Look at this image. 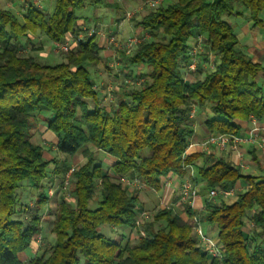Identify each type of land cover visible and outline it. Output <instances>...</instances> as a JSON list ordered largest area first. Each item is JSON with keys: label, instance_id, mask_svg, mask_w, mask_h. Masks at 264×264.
Wrapping results in <instances>:
<instances>
[{"label": "trees", "instance_id": "16d2710c", "mask_svg": "<svg viewBox=\"0 0 264 264\" xmlns=\"http://www.w3.org/2000/svg\"><path fill=\"white\" fill-rule=\"evenodd\" d=\"M27 1L19 17L0 8V264H264V177L245 176L222 159L196 165L202 155L183 158L193 136L192 110L208 108L204 126L214 135H238L236 122L264 119V90L256 83L262 69L236 49L237 37L223 19L240 15V9L259 26L264 0H168L150 8L135 25L148 38L139 36L129 55L118 54L121 66L136 70L141 81L120 87L110 111L99 107L87 68L100 62L94 36H86L56 65L23 55L19 44L32 34L50 43L77 35L83 18L76 13L102 0H55L46 14ZM199 35L196 72L202 65L208 72L189 83L190 42ZM40 110L52 113L46 126L57 139L56 152L72 157L82 150L86 162L70 178L73 202L60 197L55 205L52 243L24 260L49 200L42 190L47 169L53 166L60 187L69 169L67 160L45 159L43 146L30 141V120ZM88 146L107 155L111 166L105 168ZM187 165L194 171L190 181L206 195L245 181L232 203L219 193L206 198L200 212L201 221L217 230L221 259L202 251L192 226L173 207L157 210L150 221L141 219L136 195L118 181L137 179L160 192L168 175L179 184L188 179ZM25 185L37 194L33 208L20 203ZM97 191L101 200L91 210L88 203ZM184 206L187 218L198 214ZM103 225L134 230L136 242L105 237L99 233Z\"/></svg>", "mask_w": 264, "mask_h": 264}, {"label": "rangeland", "instance_id": "374dc122", "mask_svg": "<svg viewBox=\"0 0 264 264\" xmlns=\"http://www.w3.org/2000/svg\"><path fill=\"white\" fill-rule=\"evenodd\" d=\"M54 1L55 0H32L31 3L36 8L43 10L44 14H46V13L52 12V7L54 4ZM113 1H116V2L120 1L121 4L124 3V2H122V0H113ZM139 1L140 0L130 2V4L128 5L129 9L127 8L122 13L119 12L117 15V16H120L121 20L127 18L128 24H130L129 27L130 26L132 27V25H133L131 23L132 17H133V19L140 20L141 17L143 16V13H142V14H140V16H141L140 17L139 14L137 13V10H135V9H137V3ZM102 2L104 3V2H106V0H102ZM27 4H28L27 0H0V8L1 9L13 10V12H15L18 17L22 14V11H23L22 7L26 6ZM142 5L145 6L144 3ZM238 11L239 12L241 11L240 15L233 14L231 16H224L223 17V19L225 21H227L230 24V26L233 28V31L235 32V34H237L239 31L238 29H239L240 23H242L246 20V17L244 16L245 15L244 10L236 9V12H238ZM127 14H129V15H127ZM76 15L83 18V19H81L82 21H79V26L83 30L81 32H79L77 35H82V36L86 37L88 35V33L91 32V30H94L97 32L96 37H101L103 35L105 37L108 36V37H106L107 40H108V38H114L115 39L114 41H125L126 40L125 38L122 37L120 30H118V32L120 34H117L116 38L114 37L113 34H110L111 31H109V29L114 28L115 25L110 24V21L112 19V14H111V12L108 11V9H105L103 4H94L91 6L90 5L85 6L83 9L78 11L76 13ZM85 19H87V21ZM95 20H98L99 23L94 22ZM84 21H86V22H84ZM116 26L118 27V24ZM129 27H127V29ZM124 29L126 30V27ZM125 30H123V35H124ZM121 32H122V30H121ZM137 37H139V36H137ZM54 43L55 42L50 43V41H47L46 38L41 36V35H38V34L33 35L32 34V35H29L28 37L22 38L19 41V44L23 46V49H20V53H22L23 55H26V56H33L37 60H39V62L47 64V65H56V64L63 63L65 61L63 54L67 53V52H56L55 48H54ZM12 44L14 45L13 42H12ZM107 44L110 45L108 47H110V49L113 50V52H112L113 54L117 55L118 53L124 52L123 49H116L113 44H109L108 42H107ZM124 54H125V52H124ZM118 59H119V56H117V59L114 62L113 61L110 62V64H109V62H106L102 59L97 64H92V65H89L87 67L90 74H91V81L93 82V84L96 83L95 76L98 77V73L101 74L100 76H102V80H103L102 90L104 91L103 95L105 98L112 97V95L115 93L114 90L117 87H119V88L124 87V88L128 89L130 87H135L141 81L140 77L133 75L136 72V70H134V73H133V71L129 72V70L126 67L121 66ZM214 60H218V59L216 58ZM149 70L150 69L142 68V72H149ZM207 72H208L207 69L202 68V70L200 71L201 74H199V75L197 74L195 79L201 80ZM127 73L130 74V76L127 75ZM186 75H188V74H186ZM113 97H114V95H113ZM88 104L90 107H92V105H93L91 100H88ZM201 110L206 111L207 116H209V110L207 107H204ZM194 115H195L194 111L192 110L191 117L194 118ZM51 117H52L51 112H49L47 110H40L39 112H36L35 114H33V116L31 117V120H30L31 126H32V129L30 131V134H31L30 135V141L33 144L42 145L44 149L49 148V146L43 145V141L40 138V133L37 130V124H40L42 126H46L47 121ZM202 147L207 149V147H205V146H202ZM51 148H49V150H48V154L50 156L52 155V152H50ZM87 149L93 154V156L96 159H99L101 161V163L103 164V166L105 168H108L109 164L107 162V157L105 156L104 153L97 151L90 146H88ZM49 155H46V156L49 157ZM54 155L56 156V153H54L53 156ZM58 157L59 158L63 157L59 161L67 160L68 165H69V169L72 168L73 171L69 175V179L67 181L68 183L66 185H62L60 187L59 186L60 181L57 178H55L53 176V174L51 173L53 166L50 165L48 167V169H47L48 175H47L46 180L43 183L42 190L44 192H46V191L48 192V189L51 186V184L47 180L48 178L53 180V181L51 180L50 182H52L54 184V187L52 188L54 190H53V192H51L52 195L47 194L48 199H49L47 202V206L45 208L41 209L43 214H42V219L40 220V224H39L40 232H39L38 236L36 237V240L31 243V249H28L25 252V255L27 258L32 257L33 254L37 253L40 249H42V248H44L47 245L52 243L53 236L50 234V230H51V226H52L53 213H54L55 208H56L55 205L58 202L60 197H63L68 202H73L72 195H71L72 185L69 183L70 178H71L72 173L74 171H76L80 166H82L86 162V159L84 158V153L82 152V150L78 151L72 157H67V156H64L61 154H59ZM108 172L110 174H112V171L108 170ZM118 181L120 182V184L123 187H127L129 193H133V195H136L137 202L139 204L138 210L140 211V213H141V210H142V213H144L140 216L141 219L143 218V219H146L147 221H150L152 219L153 214L157 210H159V209L161 210V209L166 208L165 207L166 205L158 202V198H161L160 192L152 191L151 189L147 188L144 184L139 182L137 179H136V181H138L140 183V185H137V186L131 185V183H128V185H127L126 181H128V180L126 178H120V180H118ZM165 181H167V182L165 183ZM176 181H173V182H176ZM173 182L171 179L166 180V178H164L162 183L165 186L172 187V185L174 184ZM36 197H37V194L34 193L33 188L30 186L26 187V185H25L20 191V198L19 199H20L21 204H28L29 207L33 208L35 205ZM234 197H236V195ZM100 200H101V195H100V192L97 191V192H95L92 200L89 201L88 208L91 210L97 208L98 202H100ZM225 200L227 203H231L234 200V198H226ZM175 211H176V213L180 212L179 209H178V211L175 209ZM17 218H18V216L13 217V219H17ZM247 228H250V227L247 226ZM201 229H202L204 236H206L207 238H209L211 240L216 239L217 230L215 227H210L206 223L202 222L201 223ZM192 232L194 233L193 229H192ZM99 233L104 235L105 237H107L113 241H117V242L120 240V236L128 238L131 244H134L136 242L137 237H138V234L134 230L129 231L126 229H113L110 226H106V225H103L99 228ZM123 243H124V241H123ZM203 250L204 249L202 248V251ZM24 264H27V262H24Z\"/></svg>", "mask_w": 264, "mask_h": 264}, {"label": "crops", "instance_id": "0c3cea01", "mask_svg": "<svg viewBox=\"0 0 264 264\" xmlns=\"http://www.w3.org/2000/svg\"><path fill=\"white\" fill-rule=\"evenodd\" d=\"M136 0H122L124 2L123 4L120 3V1H113V0H106V2H101L99 4H103L105 9H108L109 12L112 14V19L110 21V24L115 25L114 28H110L109 31L110 34H113L116 38L117 34H122V37L125 39H128L133 36H140L144 38H148V34L141 31V28L135 27L136 22L138 20L133 19L131 23L133 24L132 27L128 24V19L125 18L123 20L120 19V16H117L119 12H124L127 8L129 9L128 5L130 2H133ZM145 2V0H140L137 3V13L142 14L143 16L146 14V12L150 9L146 5L143 6L142 4ZM166 1H163L164 3ZM142 5V6H141ZM137 14V15H138ZM244 15V14H243ZM142 16V17H143ZM242 16V15H241ZM246 20L239 25V31L236 35L238 43L236 45V49L245 53L251 60L257 64L260 65L262 71L258 74L256 78V83L262 90H264V11L260 14V20L261 24L259 26L253 25V23L250 21L248 13L245 12ZM141 17V16H140ZM141 17V18H142ZM98 20H95L94 22L99 23ZM109 24V25H110ZM118 24V27L116 26ZM126 27V30L124 29ZM127 27H129L127 29ZM120 30V33L118 32ZM122 30V32H121ZM123 30L124 35H123ZM235 33V32H234ZM98 36V35H97ZM108 37V36H106ZM105 36L101 37H95V42L97 45L101 48L100 50V61L103 59L106 62H114L117 59L118 54H113V50L110 49V45L107 44V39ZM194 40H191L190 43H192ZM116 48V47H115ZM119 60V59H118ZM210 60H213V56L210 55ZM203 69H207L205 65H202ZM139 72V71H138ZM137 72V74H138ZM196 72V70H195ZM186 73L188 75L185 76V80L189 83H193L196 79V75L201 74L200 72L196 73ZM101 74L98 73V77L95 76L96 83L94 84L95 89L98 91V105L99 107L105 109L106 111H110L115 105L116 101V95L120 93V88H115V93L110 98L104 97V91L102 90L103 86V80ZM207 114L204 110H197L194 115V124H193V136L190 140V143L188 144L186 148V155H202V158H200L198 161L195 162L196 165H201L203 161H207L209 163L214 162L217 159H222L236 167L239 168L240 173H242L245 176H252V177H264V119L257 121L254 118H250L248 121H238L236 122L239 125V132L238 135L243 138H248L249 135H253L252 139H254L253 143H250L248 141H242L237 143L236 145H233L232 143L227 146V148L223 151H217L213 146L207 147V149L203 148L201 146V143L205 141L208 137L213 136V133H208L204 126V120L206 119ZM37 130L40 133V138L43 141V145L49 146L51 148L52 155L50 156L48 154L49 148L44 149L43 151V157L47 160H50L52 158H56L58 161L61 160L59 158V154L56 152L55 144L57 142L56 137L51 133L49 130H47V126H42L40 124H37ZM56 153V156L53 154ZM46 155H49L47 157ZM107 162H108V168L112 164V160L107 156ZM109 170V169H108ZM50 184H53L50 182L52 179H47ZM53 181V180H52ZM175 181V179L173 180ZM172 181V182H173ZM170 186L163 185L162 190L160 191L161 198H158V202L161 204L166 205L165 207H173V210L175 209L178 211L180 217L183 221L187 222L191 225V220L194 216H198L200 220V225L202 223L200 219V212L202 211L205 203V199L208 195L205 194V192L201 191V186L197 188L198 195L193 201V205L190 207V209L198 214L194 215L192 218H187L186 214L184 213V204H180L178 201V185L179 183H175ZM26 187H29L26 185ZM245 187V181L240 180L237 181L235 185V194L237 192L243 191ZM224 197L226 198H234L236 197ZM233 200V201H234ZM232 201V202H233ZM231 202V203H232ZM139 205V204H138ZM182 208V209H181ZM176 212V211H175ZM140 213V211H139ZM144 214L140 213V216ZM193 229V228H192ZM31 249V248H30ZM24 260L27 258L25 254H23Z\"/></svg>", "mask_w": 264, "mask_h": 264}, {"label": "built area", "instance_id": "2783aa9c", "mask_svg": "<svg viewBox=\"0 0 264 264\" xmlns=\"http://www.w3.org/2000/svg\"><path fill=\"white\" fill-rule=\"evenodd\" d=\"M163 1H168V0H145L144 5H146L149 8H154L158 5H160ZM129 15V14H127ZM97 32L94 30H91V32L88 33L87 37H96ZM85 36L82 35H72L67 38H65L63 41L60 42H55L54 43V48L56 52H68L71 48L74 46L78 45L79 43H82L85 41ZM114 38H108L107 42L109 44H113L116 49H123L125 52V55H129L132 48L138 44L141 39L137 36L130 37L126 39L125 41H114ZM202 44H203V37L201 35L197 36L192 43H190L189 47V56L191 58V63L188 65V69L186 73H194L196 70V62H197V55L201 52L202 49ZM211 68V64H210ZM253 135H249L248 138H243L239 135H213L208 137L202 144L201 146L205 147H211L213 146L217 151H223L227 148L229 144L236 145L239 142L242 141H248L250 143L254 142V139H252ZM186 156V150L183 154V158ZM184 170H187L189 173V178L181 182L178 186V196H179V203L184 204L188 203L190 207L193 205V201L197 197V189L196 187L192 184L190 181L191 179H194V171L193 167L190 165L184 166ZM72 168L68 169L66 174L64 175V179L62 181V185H66L69 179V175L72 172ZM171 179L172 181L176 178L173 175H168L166 177V180ZM131 183V185H140L136 179L128 182ZM167 181H165L166 183ZM176 183V182H175ZM54 189L49 188L47 194L52 195L51 192H53ZM223 194L225 197H232L235 194V188H230L226 191H221L217 192L215 190H210L208 192L207 198L209 200L213 199L217 194ZM191 226L193 228L194 233L196 234L199 243L203 247V249L210 255V257L215 258V259H221L222 257V250L221 246L218 243V241L211 240L204 236L201 225H200V220L198 216H194L193 219L191 220Z\"/></svg>", "mask_w": 264, "mask_h": 264}]
</instances>
